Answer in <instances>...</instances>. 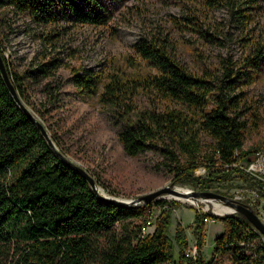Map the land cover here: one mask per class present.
<instances>
[{
	"label": "trees",
	"instance_id": "obj_1",
	"mask_svg": "<svg viewBox=\"0 0 264 264\" xmlns=\"http://www.w3.org/2000/svg\"><path fill=\"white\" fill-rule=\"evenodd\" d=\"M259 1L226 0V3L233 21L243 25ZM112 2L0 0V9L25 14L38 24L64 20L104 25L110 19ZM134 48L150 69L141 76L131 79L118 74L103 76L86 68L73 69L72 74L78 93L96 96L124 123L118 135L124 151L136 156L148 144L166 143V151L174 159H177L176 154L168 145L180 150L185 158L176 168L173 184L188 183L208 190L237 174L257 187L258 200L264 202L263 182L233 165L239 161L249 162L260 152V147L242 149L245 123L238 115L240 99L233 93L245 78L252 79L264 71V44L255 46L246 58L245 72H235L225 66L223 76L227 80L214 85L185 68L170 52L167 39H141ZM0 54L23 101L24 77L27 81L45 77L49 69L55 67L51 60L22 75L9 68L1 45ZM140 91H155L166 106L159 110L135 111L131 101ZM201 133L213 141L204 156L200 155ZM200 166L206 171L204 176L195 174ZM155 204L166 208L157 215L153 232L145 235L139 232L122 244L104 249L102 264H264V244L251 253L243 251L249 239L258 234L240 213L216 215L196 211L193 220L195 255L191 256L185 251L187 236L181 224L176 225L175 241L168 235L171 213L179 201L162 198ZM134 209V206L100 199L87 179L61 160L34 120L16 104L0 73V242L25 243L26 254L40 264H85L94 252L100 231L107 234L121 211ZM205 219L223 223V231L214 238L209 261H205L201 253L205 244ZM175 245L179 250L178 259Z\"/></svg>",
	"mask_w": 264,
	"mask_h": 264
},
{
	"label": "rangeland",
	"instance_id": "obj_2",
	"mask_svg": "<svg viewBox=\"0 0 264 264\" xmlns=\"http://www.w3.org/2000/svg\"><path fill=\"white\" fill-rule=\"evenodd\" d=\"M109 10L111 16L106 24L91 25L64 20L38 24L25 14L0 9V45L13 72L23 75L37 65L54 61L55 67L45 77L37 76L30 81L24 77V106L44 124L56 147L86 169L95 178L97 188L106 195L136 200L166 185L194 191L211 190L250 205L264 221V202L258 200L257 187L245 177L232 174L222 183L200 190L188 183L173 184L176 168L185 159L174 146L167 147L174 150L177 159L166 151V143L160 141L148 144L136 156L128 155L118 137L124 123L96 96L78 93L72 80L73 69L82 68L103 76L118 74L130 79L141 76L150 69L135 51L134 44L145 38H160L167 39L170 52L185 68L210 80L212 85L218 84L227 80L223 76L225 66L235 72H245L246 58L255 46L264 44V0L259 1L243 25L233 21L226 0H113ZM244 80L233 93L240 99L238 115L245 123L242 149L260 147V153H264V71ZM131 102L137 112L166 106L155 91H140ZM200 140V155L204 156L213 141L202 133ZM195 174L204 176L206 171L200 166ZM163 198L174 199L170 195ZM194 200L196 204L178 199L168 232L175 241L176 225L183 226L187 236L185 251L191 256L195 255V212L230 214L217 212L214 203L226 205L217 199ZM134 208L121 211L107 234L100 231L94 252L85 264H102L104 249L134 237L149 219L153 224L146 234L152 233L157 215L166 207L152 201ZM222 231L221 221L205 222V244L201 250L205 261L212 258L214 238ZM257 234L244 245V252L251 253L264 244V237ZM27 251L21 241L0 242V264H40ZM178 251L175 245L176 259Z\"/></svg>",
	"mask_w": 264,
	"mask_h": 264
},
{
	"label": "water",
	"instance_id": "obj_3",
	"mask_svg": "<svg viewBox=\"0 0 264 264\" xmlns=\"http://www.w3.org/2000/svg\"><path fill=\"white\" fill-rule=\"evenodd\" d=\"M0 73L2 75V78L11 94L13 99L15 100L16 104L30 117L34 120L38 128L41 130L42 135L46 139L47 143L49 146L55 151V153L61 158L62 161L67 163L70 167L78 171L82 176H84L91 189L94 191V193L102 200L109 201V202H114L116 204H121V205H126V206H136L138 204H147L152 201H156L159 199H162L164 195H170L174 199L178 200L177 197H192L194 199H199L200 197H208L211 199H217L224 204L230 206L233 208V211L230 213H235L238 212L241 215H243L259 232L263 237H264V221L261 219V217L254 212V210L251 208L250 205L241 202L240 200L236 198H230L224 194H220L218 192H214L211 190L208 191H194L190 190L188 192L180 191L178 190L175 186H170L166 185L162 188L156 189L154 191H151L149 193H146L144 195H141L136 198V200H124L120 199L114 196L106 195L103 192H101L97 188L96 180L95 178L82 166L78 165L77 163L73 162L69 158L66 157L65 154H63L54 144L53 140L50 138L46 127L44 124L36 117L34 116L23 104L22 100L18 96L17 90L15 88V85L8 75L4 60L0 54Z\"/></svg>",
	"mask_w": 264,
	"mask_h": 264
},
{
	"label": "built area",
	"instance_id": "obj_4",
	"mask_svg": "<svg viewBox=\"0 0 264 264\" xmlns=\"http://www.w3.org/2000/svg\"><path fill=\"white\" fill-rule=\"evenodd\" d=\"M233 165L238 166L240 169L244 170L246 173L254 176L258 180L263 182L264 186V153H258L257 156L250 160L249 162L239 161ZM205 221H210L205 219ZM153 224V220H147V225L143 226L141 229V234L145 235L148 231V228Z\"/></svg>",
	"mask_w": 264,
	"mask_h": 264
},
{
	"label": "bare ground",
	"instance_id": "obj_5",
	"mask_svg": "<svg viewBox=\"0 0 264 264\" xmlns=\"http://www.w3.org/2000/svg\"><path fill=\"white\" fill-rule=\"evenodd\" d=\"M176 188L180 191H184V192H188L190 191L189 188L187 187H181V186H176ZM179 200L181 201H186V202H190L192 204H196L197 202L194 200V198L192 197H188V198H184V197H177ZM214 206L217 210L218 213H231L233 211V208L228 206V205H220L218 203H214Z\"/></svg>",
	"mask_w": 264,
	"mask_h": 264
}]
</instances>
